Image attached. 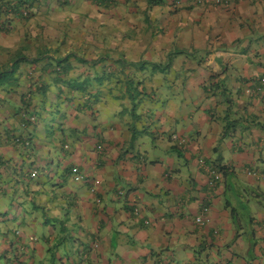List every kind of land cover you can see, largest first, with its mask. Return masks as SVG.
<instances>
[{"label":"crops","instance_id":"crops-1","mask_svg":"<svg viewBox=\"0 0 264 264\" xmlns=\"http://www.w3.org/2000/svg\"><path fill=\"white\" fill-rule=\"evenodd\" d=\"M34 5L77 49L0 83V264H264V0Z\"/></svg>","mask_w":264,"mask_h":264},{"label":"trees","instance_id":"trees-1","mask_svg":"<svg viewBox=\"0 0 264 264\" xmlns=\"http://www.w3.org/2000/svg\"><path fill=\"white\" fill-rule=\"evenodd\" d=\"M55 3H57L59 6H65V5H71V1L73 0H53ZM92 3L96 4L97 6H102L105 8H111V7H117L120 0H90ZM159 2L162 0H149V2ZM40 2V0H0V32L6 37L8 35V32L10 31V29L12 28V25L14 22L16 23H21L22 26L24 27V31L22 33V39L21 42L19 43V45L14 48H12L11 51H13L11 54H13L12 56H9L10 59L9 61H2L0 62V70H2V72H0V83H5L8 82L10 79V75H8V72L10 70V68H13V70L17 67V65L24 61V59H26V57H22V51H24V49H30V48H34V53L35 57H33L31 60L28 59L29 61H31L32 63H36L38 61H40V59H42L44 56V54L47 53H53L55 54L56 52L59 51V49L61 48L62 45H66V52H68V56H60V57H56L53 58L51 55L48 56V60L46 62V67H53V68H58V69H64L67 70L70 68L68 59H69V55H74L76 54V47L74 45L75 43V35L73 34L72 36H69L70 39H73L72 42L70 44H67V37L69 35L67 29H65L64 27H62L61 29L65 32L68 33V35H66L65 37H61L57 38L58 44L53 45V39L48 40L47 42H41L39 39V35H35L32 38H29L30 36L28 35V22L32 21V22H38L37 19H34V17L37 15L36 13V9L38 7H36L34 4ZM112 9V8H111ZM67 10H70L67 8ZM112 12L114 13V11L112 10ZM16 23L14 25H16ZM28 26V27H27ZM86 31V29H85ZM99 30H96L95 32L97 33ZM59 36V35H58ZM27 43V44H26ZM77 43V42H76ZM21 45H25V48L23 46L24 49H20ZM7 49H5V46L0 44V52L4 51ZM27 60V59H26ZM45 90V88H44ZM43 90V91H44ZM24 97V96H23ZM26 102L27 105L30 104V100L26 97ZM32 122L34 121V116H32V118L30 116H28V118H25V123Z\"/></svg>","mask_w":264,"mask_h":264},{"label":"rangeland","instance_id":"rangeland-1","mask_svg":"<svg viewBox=\"0 0 264 264\" xmlns=\"http://www.w3.org/2000/svg\"><path fill=\"white\" fill-rule=\"evenodd\" d=\"M41 12H43V11H41ZM73 18H77V17H76V14H74L73 10H71V9L60 11V12H57L56 9H54V10H50L47 14L38 12L37 15L34 17V19H37L38 21L48 19L49 20V26L46 29L39 30V29H36V25L32 26L30 23L32 21H30V22H28L29 23L28 24L29 27L27 30L28 35L34 36L36 33L40 32L42 35V38L44 36L45 38H49V40L53 39V43H56L57 38L61 39L62 36L65 37L69 33V35L67 37V42L70 43L71 39L69 36L73 37V34L78 33V31H76L74 29L75 27L72 25V23L74 24L76 21V19L73 20ZM62 27L67 29L68 33H65L61 29ZM22 31H24V27L22 26V24L20 22L18 24L14 25V28L11 31L12 38H14L15 36L20 37L22 35ZM23 46L25 48V45H21L20 49H24ZM41 113H42V115H44L43 112H41Z\"/></svg>","mask_w":264,"mask_h":264},{"label":"built area","instance_id":"built-area-1","mask_svg":"<svg viewBox=\"0 0 264 264\" xmlns=\"http://www.w3.org/2000/svg\"><path fill=\"white\" fill-rule=\"evenodd\" d=\"M234 1H237V0H190V2L193 4H221V3L228 4V3H231ZM177 2H178V4L181 3L180 1H177ZM172 137L174 139H179L180 142H184V139H181V138L177 137L176 135H172ZM212 176H213V180L210 182L217 181L219 179V173L218 172H212ZM207 209H208L207 207H203L201 212L195 216V221L198 224L203 225L204 223H206L208 221L209 218H208V216H206Z\"/></svg>","mask_w":264,"mask_h":264}]
</instances>
